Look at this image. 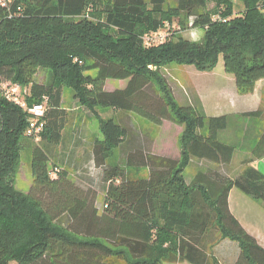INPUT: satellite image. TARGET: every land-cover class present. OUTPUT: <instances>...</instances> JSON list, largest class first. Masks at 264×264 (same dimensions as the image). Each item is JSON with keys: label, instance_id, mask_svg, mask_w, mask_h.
<instances>
[{"label": "trees", "instance_id": "16d2710c", "mask_svg": "<svg viewBox=\"0 0 264 264\" xmlns=\"http://www.w3.org/2000/svg\"><path fill=\"white\" fill-rule=\"evenodd\" d=\"M169 1L0 0V264H222L214 249L224 239L239 246L232 264H264V247L229 206L233 187L264 201V174L252 160L243 161L236 177L224 174L221 167L229 168L235 150L219 138L227 115L208 116L194 102L179 103L159 72L172 61L209 71L222 56L238 93H253L264 78V0H240L238 13L235 0H217L224 10L216 16L207 0ZM183 14L205 29L201 41L167 34L161 43L146 44L147 30L167 31ZM40 68L48 71L46 82L35 80ZM109 78L127 83L107 90ZM4 82L20 85L28 106L46 107L41 140L26 135L30 114L7 98ZM65 87L98 121L91 152L102 169L101 208L99 192L89 186L95 176L79 181L63 158L49 167V145L66 138ZM96 107L125 116L104 117ZM126 112L155 124H184L181 158L147 152L142 146H149V136L135 133ZM123 146L120 163L112 154ZM24 149L34 175L26 194L3 180ZM252 153L264 156V133ZM195 159L219 167L187 177Z\"/></svg>", "mask_w": 264, "mask_h": 264}, {"label": "rangeland", "instance_id": "374dc122", "mask_svg": "<svg viewBox=\"0 0 264 264\" xmlns=\"http://www.w3.org/2000/svg\"><path fill=\"white\" fill-rule=\"evenodd\" d=\"M169 6H174L175 1L171 0L168 3ZM224 7V6H223ZM235 12H240L243 10V3L240 0H235ZM207 11L214 12L212 15H220L218 13H221V11L224 10L222 6H220L217 2V0H207ZM169 21V20H168ZM192 17H186L184 14L176 20L173 21L172 26H170L169 32H168V38L176 41L179 36H183L184 38H187L189 40H192L194 42L201 41V38H203L205 29L201 27H194L191 26ZM172 23V21H171ZM169 22V25H171ZM145 27H142L144 29ZM149 32V30H147ZM146 32V34H148ZM187 64H180L177 62H164L160 68L159 72L160 74L165 77L166 81L172 88L174 99H176L181 104H186L188 99L190 98L196 105L201 107L199 105V101H195L194 97L195 94L193 92V87L189 81V76L192 75L191 68L195 69L196 67L194 65H191L192 67H187ZM156 68V67H155ZM224 69V61L223 57L221 56L218 61V66L216 67V70H223ZM88 73L95 74L96 71H87ZM48 79V71L46 68H40L35 75V80L38 82H46ZM127 80L123 82L121 79H113L109 78L107 79V83L105 88L107 90L114 89L115 87H122L123 85H126ZM154 87V85H153ZM186 89L188 91V95L186 92ZM74 91L70 87H65L63 91V106L67 108V116H68V123H67V134L70 133L71 129H77L79 132L78 134H81V136L78 137L81 138L79 140V153L77 154L76 150V159L73 162V158H71V161H69V170L71 172H80L81 175H84V172H88L92 174V176H95L97 178L94 180V182L90 183L89 186L95 187L98 194V206L101 208L103 206L104 202V190H103V180H102V169L97 168L95 166V162L92 159V153L90 152L92 150V146L89 144L91 142L92 136H95L96 134L100 135L99 132V125L96 118H92L91 113L93 110H90L85 105L81 104L75 97H74ZM264 100V99H263ZM96 109L101 112V114L106 117H111L112 115L117 116L118 118L122 119L124 113L119 112L118 109L113 107H96ZM264 110V101H263V109ZM128 113V112H126ZM132 117L131 119L135 122L136 120H140V124L143 128V132L146 133L149 137L147 142L149 143V146H142L145 147L147 152H153V153H159V151H162L164 155L171 156L174 158H181L182 156V137L185 131V125H179L174 122H171L169 120H164L161 124H155L151 122L150 120L135 115L134 113H128ZM91 117V119H90ZM141 119H140V118ZM245 120L244 122L246 124H249L250 127H253L250 130V133L254 131H260L263 127V121L255 116H244ZM143 120V121H142ZM233 132L235 139L233 141H238L236 144V158L234 159V162H239L244 154H247L249 149H253L256 145L257 141H254V138L251 137L250 133H245L244 131H241L239 128H235V126H231V128H228V130L221 131L220 138L225 139L229 138L232 135L230 133ZM258 132V135L260 134ZM90 135L91 138H88L87 135ZM84 135V136H83ZM72 141V140H71ZM234 142V143H235ZM66 143H68V135L66 136V139H64L61 143H55L52 145H49V153L52 155V160L49 162V167L54 166L53 161L56 160L57 163L63 164L61 159L65 157L62 155L61 152H64L62 147L66 148ZM71 144V142H70ZM235 145V144H234ZM70 148V147H69ZM126 146L121 147L120 149H116L114 153L112 154V158L115 161H119L120 163H123V160L125 158L126 152L125 149ZM66 151L69 153L68 146L66 148ZM91 153V154H90ZM166 153V154H165ZM62 155V157H60ZM74 155V153L72 154ZM80 155V157H79ZM94 156V155H93ZM30 152L27 149H24L21 153V156L18 160V163L16 165L15 171L13 173L8 174L6 178L3 177V180L8 181L12 189H14L17 192H20L22 194H26L30 191L33 183H34V175L32 173L31 165H30ZM244 160L240 161V164H237V167L235 168L233 166V163L231 162L229 165V168L226 166H223L221 168L222 172L225 174L227 173L231 177H236L239 175L242 170L244 169L243 162ZM53 163V164H52ZM235 164V163H234ZM219 167L216 163L206 160V159H195L193 160L190 165L185 169V175L189 177L190 175L194 174L197 170H209L211 168H217ZM226 172H224V171ZM79 174V175H80ZM75 177V176H74ZM83 179V178H82ZM87 186V187H89ZM259 200V199H257ZM263 202V200H260ZM220 242V241H219ZM218 242V243H219ZM217 243V245H218ZM216 245V246H217ZM216 248V247H215ZM230 250V253H233L232 250H234L235 247H233V243H222L220 245V248L218 249L220 252H225V249ZM215 252V249H214ZM228 252V251H226ZM215 255L220 259L222 264H232L233 258L229 254H225L226 257L219 256L217 253ZM17 261L9 260L7 264H17Z\"/></svg>", "mask_w": 264, "mask_h": 264}, {"label": "crops", "instance_id": "0c3cea01", "mask_svg": "<svg viewBox=\"0 0 264 264\" xmlns=\"http://www.w3.org/2000/svg\"><path fill=\"white\" fill-rule=\"evenodd\" d=\"M217 66L218 63L212 70L209 71H202L197 68L195 69L191 68L190 71H192L191 73L192 75L189 76V81L193 87V92L195 94L194 100L199 101V105L208 116L227 115L228 125L225 129H223V131L228 130V128H231V126L233 125L235 126V128H239L241 131H244L245 133H250V130L253 127H250L249 124H246L244 122L245 119L243 118L244 116H249L247 115V113L252 111H260L258 115H252V116L257 117L264 122V110L261 111V109H263V101H264L263 100L264 78L260 79L257 82L256 88L253 93L242 95L239 94L237 91L235 76L231 73L226 72L225 68L223 70H216ZM187 67H192V66L188 65ZM186 92L188 95L187 89ZM190 102L193 101L189 98L187 103ZM127 115L130 114L127 113ZM140 122H141L140 120L135 121L134 129H135V133L138 136L140 135L141 137L144 138L145 136L142 134L143 128ZM221 131L219 132V138ZM258 132L260 131H254L250 133L251 137L254 138L255 142L256 141L258 142L261 135L264 133V123L259 135ZM78 133L79 132L77 131V129L72 128L70 133L67 134V129L65 128V135L66 136L68 135V143H66V145L70 150L68 153L66 151L67 146L65 148L64 145L63 150L64 153L66 154L64 157L65 162L71 161V158H73V162H74L76 159V150H77V154L79 153L78 145H79V141H81L79 139L81 138L78 139V137L81 136V134ZM65 135L63 138H65ZM230 135L232 136L229 138H225V139L220 138V139L226 142H231L236 146L238 141L236 142L233 141L235 139L233 132H231ZM87 136L88 138H91L89 134ZM94 140H95L94 136H92L91 142L89 143L91 146H93ZM252 151H253L252 148L249 149L247 154H244L242 157L239 158H241V160H252L250 165L254 166L258 171L264 174V156L261 158H254ZM73 153L74 155H72ZM157 154L164 155L162 151H159V153ZM235 158H236V147L232 159L233 166L236 168L237 164H240L241 160L239 162H234ZM84 173H85L84 176L90 174L88 172H84ZM79 174L80 172L71 173V175L78 177L80 181L82 178H84V176ZM229 206L232 213L240 221V223L244 226V228L249 233L254 235L259 241V243L264 247V201L261 202L260 200H257L254 197H252L251 195L241 191L237 187H233L229 193ZM229 242L233 243V247H235L234 250L231 249L233 253H230L229 252L230 250H228L227 248L225 249V252H220L218 250L222 243H229ZM238 251H239V246L237 242L229 239L221 240L215 248V253H217V255L226 257L225 254L227 253L232 256L231 258H233V261L235 260Z\"/></svg>", "mask_w": 264, "mask_h": 264}, {"label": "built area", "instance_id": "2783aa9c", "mask_svg": "<svg viewBox=\"0 0 264 264\" xmlns=\"http://www.w3.org/2000/svg\"><path fill=\"white\" fill-rule=\"evenodd\" d=\"M168 28H170V26ZM168 31L169 29H167V31H156L147 34L145 36L146 44L152 45L154 43L163 42L167 37ZM1 86V88L3 89L8 88V90L5 91L7 98L21 105L30 114L29 123L26 129V135L34 139L35 141L41 140V136L46 123V107L44 106V104L38 103L33 106H28L27 102L24 100V92L20 85L4 82Z\"/></svg>", "mask_w": 264, "mask_h": 264}]
</instances>
